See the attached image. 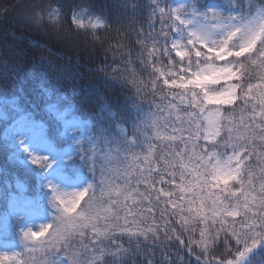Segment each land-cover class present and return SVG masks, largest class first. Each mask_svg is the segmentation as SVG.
I'll return each instance as SVG.
<instances>
[{
    "label": "snow or ice",
    "instance_id": "snow-or-ice-1",
    "mask_svg": "<svg viewBox=\"0 0 264 264\" xmlns=\"http://www.w3.org/2000/svg\"><path fill=\"white\" fill-rule=\"evenodd\" d=\"M121 7L135 30L141 9L133 4L129 14L128 4ZM45 12L59 23L57 8L34 7L28 19L39 24ZM73 23L85 27L76 13ZM101 23L97 17L90 27ZM147 28L141 24L137 37L148 57L141 62L155 73V111L118 119L105 104L109 124L74 118L53 137L18 110L11 126L33 165L51 167L27 141L80 160L90 181L71 193L49 185L51 224L22 231L24 251L0 254V264H36L31 254L38 248L43 264H185L178 250L191 254L193 245L200 249L196 264H264L255 252H264V3L149 0ZM129 121L130 134L121 127ZM60 176L70 180L73 173ZM15 196L29 198L19 189ZM221 234L226 252L217 254Z\"/></svg>",
    "mask_w": 264,
    "mask_h": 264
},
{
    "label": "trees",
    "instance_id": "trees-1",
    "mask_svg": "<svg viewBox=\"0 0 264 264\" xmlns=\"http://www.w3.org/2000/svg\"><path fill=\"white\" fill-rule=\"evenodd\" d=\"M257 2L264 3V0ZM125 3L129 14L133 4L141 9L135 30L128 26L125 9L121 7ZM148 5L149 0H0V110L4 114L0 119L2 243H21L19 219L7 205L17 188L23 187L37 205L49 203L45 193L48 168L41 170L37 165L17 163L6 141L5 129L17 117L18 110L30 113L37 122L43 123L53 137L61 131L60 122L52 114L54 110L68 112L71 117L91 124L105 125L111 121V114L102 110L105 104L118 119L125 116L135 119L138 111H155L154 105L160 102L159 92L154 94L151 85L155 73L150 65L141 62L148 57L146 52L142 53L137 37L141 24L144 32L148 31ZM37 6L60 9L59 23L55 18L49 19L46 12L42 13L39 24L31 22L28 13ZM74 13L80 16L85 27H76ZM97 17L102 23L93 29L90 25ZM69 32L70 39L66 38ZM172 56L175 57L174 52ZM160 60L162 64L167 63V57L161 56ZM159 83L162 85V81ZM121 127L131 133L130 121ZM121 239L127 247V238ZM184 239L187 244V235ZM195 239L199 240L198 232ZM224 239L221 234L214 249L218 250L217 254L226 252ZM229 246L235 247L230 237ZM193 247L195 251L191 254L186 247L178 250L185 264H196L200 249ZM255 252L264 259V252L260 249ZM176 254L174 247L173 259ZM156 259H160L159 250Z\"/></svg>",
    "mask_w": 264,
    "mask_h": 264
},
{
    "label": "rangeland",
    "instance_id": "rangeland-1",
    "mask_svg": "<svg viewBox=\"0 0 264 264\" xmlns=\"http://www.w3.org/2000/svg\"><path fill=\"white\" fill-rule=\"evenodd\" d=\"M178 2H180V0H178ZM219 2H224V0H219ZM52 114L60 122L61 131L66 121H71L74 119V117H71L70 114L65 111L54 110ZM0 116H3L4 118V114H2L1 110ZM5 130L6 141L9 143V147L16 157V162L19 164L25 163L27 165L36 166L31 163L30 159L27 157V154L24 153L23 149L20 148L17 143V138L20 135L19 129L10 125L7 126ZM25 147L29 148V150L34 154L49 156V163L51 164V167L48 168V176L45 183V193L47 195L49 203L43 205L40 203L39 205H37L30 197L27 201H25L17 198L15 194H11L7 205L9 211L19 219L18 233L20 236L22 231L28 229H31L32 231H39L43 226L51 224L52 217L54 216L55 211L50 204L52 193L49 185H55L61 192L71 193L82 190L90 181V176L86 173L87 169L83 168L82 162L80 160H77L76 162V159L69 160L66 155H56L42 151L40 148L33 145L31 141H27L25 143ZM69 171L73 173V178L70 180L62 179L60 173H67ZM17 189L22 190L25 193L23 187H19ZM1 224H3L2 220L0 221V225ZM46 237L47 233H45L44 236L40 237V239L44 240L46 239ZM19 239L21 240L20 245L13 241L9 243H2L0 233V254L11 256L15 252L24 251L22 247V236ZM39 250L40 249L38 248L37 251L32 253L31 255L35 258L36 264H43L45 253ZM36 253L41 254L36 255ZM27 255L28 253L26 252L25 256L27 257ZM8 264H11V262L9 261Z\"/></svg>",
    "mask_w": 264,
    "mask_h": 264
}]
</instances>
